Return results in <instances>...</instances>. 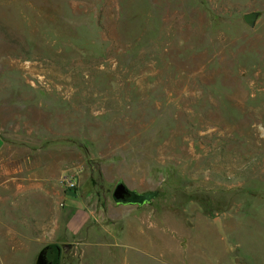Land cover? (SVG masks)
Segmentation results:
<instances>
[{
    "label": "rangeland",
    "instance_id": "374dc122",
    "mask_svg": "<svg viewBox=\"0 0 264 264\" xmlns=\"http://www.w3.org/2000/svg\"><path fill=\"white\" fill-rule=\"evenodd\" d=\"M0 134V264H264V0H0Z\"/></svg>",
    "mask_w": 264,
    "mask_h": 264
},
{
    "label": "crops",
    "instance_id": "0c3cea01",
    "mask_svg": "<svg viewBox=\"0 0 264 264\" xmlns=\"http://www.w3.org/2000/svg\"><path fill=\"white\" fill-rule=\"evenodd\" d=\"M6 145L5 137L0 134V153L4 149ZM82 148L74 146L73 149L69 150V157L61 160L58 164H51V177L50 179H56L59 173H63L66 170L77 171L82 167ZM1 166V162H0ZM50 167V166H49ZM127 187V186H126ZM127 189H129L127 187ZM131 190V189H129ZM134 191V190H131ZM137 192H142L141 189H137ZM135 191V192H136ZM64 195H71L76 199L77 208L74 210L65 208L62 203L61 213L65 217L64 228L68 236L76 237L83 230L85 225L89 223L94 217L93 210L88 207V199L89 197H83V193L80 191H76L73 193L65 192L60 195V199L64 201ZM121 206V204H118ZM75 214H79V218L76 221H73V217Z\"/></svg>",
    "mask_w": 264,
    "mask_h": 264
},
{
    "label": "water",
    "instance_id": "95a60500",
    "mask_svg": "<svg viewBox=\"0 0 264 264\" xmlns=\"http://www.w3.org/2000/svg\"><path fill=\"white\" fill-rule=\"evenodd\" d=\"M256 19V13H248L243 16V22L248 26L252 27ZM117 189L123 191L126 194V198H119L116 193L112 194L115 202L117 204H148L151 199H149V194L140 195L134 193V191H129L123 183H119ZM61 255V248L55 244L44 245L36 255L34 264H59Z\"/></svg>",
    "mask_w": 264,
    "mask_h": 264
},
{
    "label": "built area",
    "instance_id": "2783aa9c",
    "mask_svg": "<svg viewBox=\"0 0 264 264\" xmlns=\"http://www.w3.org/2000/svg\"><path fill=\"white\" fill-rule=\"evenodd\" d=\"M78 177L79 172L74 171L71 173H66L62 175L59 179V184L66 190V191H72L77 189L78 187Z\"/></svg>",
    "mask_w": 264,
    "mask_h": 264
},
{
    "label": "flooded vegetation",
    "instance_id": "af4514ba",
    "mask_svg": "<svg viewBox=\"0 0 264 264\" xmlns=\"http://www.w3.org/2000/svg\"><path fill=\"white\" fill-rule=\"evenodd\" d=\"M119 183L120 182H118V183L115 184V186L113 188V191H112V194L116 193V196L117 197H119V198H126V194H124L123 191H121L120 189H117V186L119 185ZM129 191H131V190H129ZM141 204H144V203H141ZM141 204L135 203V204H131V205H141ZM125 205H128V204H125Z\"/></svg>",
    "mask_w": 264,
    "mask_h": 264
},
{
    "label": "trees",
    "instance_id": "16d2710c",
    "mask_svg": "<svg viewBox=\"0 0 264 264\" xmlns=\"http://www.w3.org/2000/svg\"><path fill=\"white\" fill-rule=\"evenodd\" d=\"M134 193H137V194H140V195H146V194H149V195H151V196H149V199H151V198H153L154 197V194L153 193H151V192H143V193H138V192H135L134 191ZM142 205V204H141ZM56 245V244H55Z\"/></svg>",
    "mask_w": 264,
    "mask_h": 264
}]
</instances>
